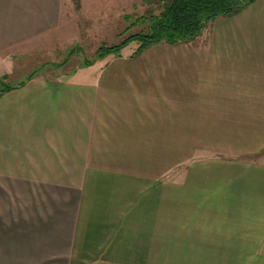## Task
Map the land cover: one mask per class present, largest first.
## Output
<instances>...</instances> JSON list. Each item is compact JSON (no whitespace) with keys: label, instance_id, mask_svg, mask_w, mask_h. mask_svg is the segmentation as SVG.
I'll use <instances>...</instances> for the list:
<instances>
[{"label":"crops","instance_id":"crops-1","mask_svg":"<svg viewBox=\"0 0 264 264\" xmlns=\"http://www.w3.org/2000/svg\"><path fill=\"white\" fill-rule=\"evenodd\" d=\"M210 24L0 96V264H264V0Z\"/></svg>","mask_w":264,"mask_h":264},{"label":"rangeland","instance_id":"rangeland-1","mask_svg":"<svg viewBox=\"0 0 264 264\" xmlns=\"http://www.w3.org/2000/svg\"><path fill=\"white\" fill-rule=\"evenodd\" d=\"M161 8L157 0H0V74H7L6 81L10 83H19L33 72L62 75L75 69V73L82 75L99 73L112 55L83 68L84 60L92 59L101 44L117 43L129 32L143 28L140 21L134 23V20L142 14L158 13ZM210 23L196 39L186 43L208 40L211 35ZM73 45H77L75 53L67 57L64 65L54 66L64 59ZM135 48L136 43H130L123 48L122 56L128 57ZM198 153L195 154L199 156ZM152 155H155L154 152ZM158 158L162 156L158 155ZM190 163H178L161 174L160 178L180 181ZM144 169V174H151L150 168H147L148 171ZM178 214L184 217L183 212L179 211ZM174 232H179L183 239L186 237L184 228ZM165 239L164 236L159 237L162 242L160 249L165 250ZM155 252L159 251L156 249ZM163 255L168 257V254ZM194 255V259H188L190 264H223L225 261ZM168 260L159 259L160 263L167 264ZM225 264H230V261Z\"/></svg>","mask_w":264,"mask_h":264},{"label":"trees","instance_id":"trees-1","mask_svg":"<svg viewBox=\"0 0 264 264\" xmlns=\"http://www.w3.org/2000/svg\"><path fill=\"white\" fill-rule=\"evenodd\" d=\"M161 3V10L158 13L149 12L140 15L134 23H142L138 31L129 32L117 43L101 44L95 50V56L86 61L84 65L93 63L97 58L107 55L116 57L122 56V50L130 43H136V48L129 55L135 57L152 44L165 42L169 44L186 43L196 39L207 26L219 16L232 15L254 0H157ZM139 22V23H140ZM77 46V45H76ZM76 46H71L64 59L54 64L62 66L68 56L75 53ZM36 72L28 74L24 79L35 75ZM7 74H0V96L14 87L22 85L6 81Z\"/></svg>","mask_w":264,"mask_h":264}]
</instances>
